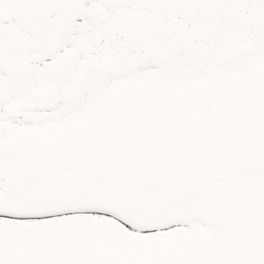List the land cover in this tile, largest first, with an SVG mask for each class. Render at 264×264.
<instances>
[{"label": "snow or ice", "instance_id": "1", "mask_svg": "<svg viewBox=\"0 0 264 264\" xmlns=\"http://www.w3.org/2000/svg\"><path fill=\"white\" fill-rule=\"evenodd\" d=\"M0 264H264V0H0Z\"/></svg>", "mask_w": 264, "mask_h": 264}]
</instances>
